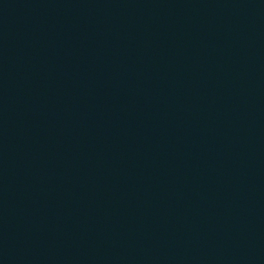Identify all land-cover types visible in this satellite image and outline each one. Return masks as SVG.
<instances>
[{"label":"water","instance_id":"obj_1","mask_svg":"<svg viewBox=\"0 0 264 264\" xmlns=\"http://www.w3.org/2000/svg\"><path fill=\"white\" fill-rule=\"evenodd\" d=\"M0 264H264V0H0Z\"/></svg>","mask_w":264,"mask_h":264}]
</instances>
